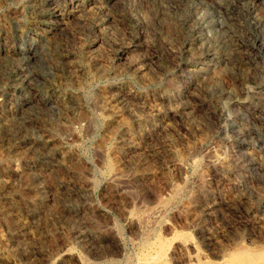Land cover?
<instances>
[{
  "label": "rangeland",
  "instance_id": "rangeland-1",
  "mask_svg": "<svg viewBox=\"0 0 264 264\" xmlns=\"http://www.w3.org/2000/svg\"><path fill=\"white\" fill-rule=\"evenodd\" d=\"M262 234L264 0H0V264Z\"/></svg>",
  "mask_w": 264,
  "mask_h": 264
},
{
  "label": "bare ground",
  "instance_id": "bare-ground-1",
  "mask_svg": "<svg viewBox=\"0 0 264 264\" xmlns=\"http://www.w3.org/2000/svg\"><path fill=\"white\" fill-rule=\"evenodd\" d=\"M263 235L264 234H262L260 239L255 237L256 240L258 239L257 241H253L254 242L253 244H256V247H249L245 244L241 245V243L235 244L234 246H232L233 248L228 253L226 252V255L218 263H208V262L205 263L199 257H191L187 262L188 264H264ZM158 243H160V241H158ZM169 245L171 246L172 244ZM154 247H156V249L153 250H156V252L153 256H151V259L149 261L142 262L139 260L138 262L136 261L135 263L136 264H168L167 260L169 258L167 259V257L171 256L169 251L171 248L168 249L165 243L164 244L161 243L159 245L157 244L156 246L154 245Z\"/></svg>",
  "mask_w": 264,
  "mask_h": 264
}]
</instances>
